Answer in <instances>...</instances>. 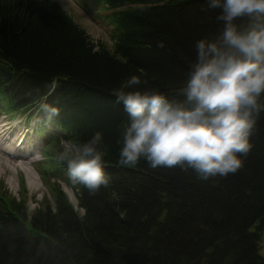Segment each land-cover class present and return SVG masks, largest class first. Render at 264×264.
Masks as SVG:
<instances>
[{
	"label": "trees",
	"instance_id": "trees-1",
	"mask_svg": "<svg viewBox=\"0 0 264 264\" xmlns=\"http://www.w3.org/2000/svg\"><path fill=\"white\" fill-rule=\"evenodd\" d=\"M93 1L112 28V50L57 3L0 0V105L27 114L46 140L48 192L30 213L26 195L11 197L0 182V264H264V112L242 167L227 176L119 159L126 114L116 89L136 73L176 96L195 41L222 27L215 10L206 0ZM45 99L58 113L42 110ZM97 130L110 180L92 191L70 176L61 142Z\"/></svg>",
	"mask_w": 264,
	"mask_h": 264
},
{
	"label": "clouds",
	"instance_id": "clouds-1",
	"mask_svg": "<svg viewBox=\"0 0 264 264\" xmlns=\"http://www.w3.org/2000/svg\"><path fill=\"white\" fill-rule=\"evenodd\" d=\"M221 29L195 41V56L176 96L148 87L140 74L127 76L115 91L126 120L120 163L141 159L152 168L179 165L198 179L227 176L243 165L240 154L264 112V0H206ZM179 97H183L182 99ZM49 116L57 105L41 104ZM103 132L82 143L66 142L60 158L71 177L95 191L108 184Z\"/></svg>",
	"mask_w": 264,
	"mask_h": 264
},
{
	"label": "rangeland",
	"instance_id": "rangeland-1",
	"mask_svg": "<svg viewBox=\"0 0 264 264\" xmlns=\"http://www.w3.org/2000/svg\"><path fill=\"white\" fill-rule=\"evenodd\" d=\"M45 1V0H40ZM47 1V0H46ZM57 3L61 6L62 10L90 37L94 44L104 46L105 48L112 50V28L108 23L102 19L100 15L105 13V10L100 7H94L93 0H48ZM83 8H82V7ZM100 16V17H99ZM27 115V114H26ZM26 115L15 114L11 115L7 113L2 106H0V121H5L8 119V124L4 123V127L0 128V138H5L6 133L13 137L11 143L4 149L10 152H15L24 148L23 154L32 153V158L34 156V161L31 165L30 173H32L34 180L32 183L37 185V188L28 187L27 175L25 176L23 171L19 170V162L14 157H8L4 159L0 152V182L4 184V189L7 194L11 197H15L18 200H22L23 195L27 197V205L29 206V212L33 213L34 210L41 207V204L48 195L47 187L44 185L43 180L39 176L40 164L44 162V154L41 155L42 148L45 146L46 140L43 137L35 135L33 133L34 123L33 120H28ZM3 123V122H1ZM27 128V130H25ZM21 136H26L23 144L20 148H16V142ZM65 143H61V146L65 148ZM41 155V157H40ZM11 158V159H10ZM41 158V159H40ZM25 163H27L24 160ZM40 167V168H39ZM16 171V172H15ZM25 190L23 191V187ZM62 189L65 192L70 203L82 213L77 207V200L75 193L65 185H62ZM264 246V240H263Z\"/></svg>",
	"mask_w": 264,
	"mask_h": 264
},
{
	"label": "bare ground",
	"instance_id": "bare-ground-1",
	"mask_svg": "<svg viewBox=\"0 0 264 264\" xmlns=\"http://www.w3.org/2000/svg\"><path fill=\"white\" fill-rule=\"evenodd\" d=\"M1 122H3V123H1ZM4 123L8 124L6 122V119H5V121H0V128H3L4 127ZM12 139H13V137L9 136V134H7V133H6V137L5 138H0V152H1V155L4 157V159H7L10 156L11 158L14 157L16 160L20 161L18 167H19V170H21L24 173H26L24 175L25 176L27 175V180H28V184L27 185H29L28 187H30V188H33V187L37 188L38 184L37 185H34L32 183V181L35 178L32 175L33 172L30 173V170L32 169L31 168V165H32L31 164V161H33L32 153H29V154L26 155V154H23L24 152L21 151L22 149H20L21 152L20 151H17V153L10 152L9 150H5L4 149L6 146H8L11 143V140ZM24 160L27 163H25ZM28 160L30 162H28ZM7 162H9V160Z\"/></svg>",
	"mask_w": 264,
	"mask_h": 264
}]
</instances>
